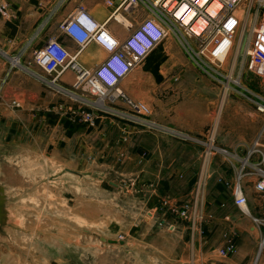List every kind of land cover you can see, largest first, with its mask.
Wrapping results in <instances>:
<instances>
[{"label":"crops","instance_id":"obj_1","mask_svg":"<svg viewBox=\"0 0 264 264\" xmlns=\"http://www.w3.org/2000/svg\"><path fill=\"white\" fill-rule=\"evenodd\" d=\"M0 3L8 4L7 15L0 13V145H14L21 152L48 154L56 164L80 173V180L95 181L99 186L91 196L95 209H88V202L92 200L82 198L84 203L76 207L75 216L89 227L100 225L101 220L106 219L109 227L97 228L96 232H108L107 240H114V236L107 234L116 232L119 238L115 239L116 244H138V238L148 244L151 239H146L154 233L147 229L141 234L140 221L145 219L144 213L153 211L155 215L162 211L157 206L163 198L181 203L191 193L202 168L204 149L195 139L206 136L204 132L211 122L209 109L214 99H199V90L213 87L198 80L200 75L196 74L194 63L178 46L179 42L169 37L119 81L123 92L150 107V119L161 128H145L112 113L101 114L95 126H88L73 114L85 108L83 101L71 98L40 79L37 74L48 76L32 60V55L49 37L60 39L71 52L77 50V43L58 26L79 4L101 22L108 17L111 8L105 0H0ZM42 25V32L36 36ZM107 28L121 41L130 34V29L114 20L108 21ZM107 57L108 52L91 41L76 60L82 68L90 70L100 66ZM176 69H180L181 79L191 75L195 79L172 80ZM75 82L76 71L66 69L61 85L71 89ZM256 100L247 95L227 99L228 124L218 128L215 140L219 148L233 157L230 162L225 153L216 151L205 165V213L211 220L203 230H192L189 225L188 238L192 244H200L198 251L202 256L204 253L209 256L210 264H264V240L256 258L264 225L255 221V218L264 220V192L256 188L255 176L243 177L241 184L249 213L242 212L234 203L232 193L240 160L250 149L260 148L264 153V113L257 110ZM13 101L19 105L15 106ZM200 101L202 107H199ZM168 129H183L180 134H186L189 141L173 138V132L168 133ZM122 151L126 155L122 160L124 164L117 166L113 155ZM190 153L196 154L193 160L189 159ZM260 160L258 153L251 158L252 162ZM95 167L101 170L94 171ZM91 172H100L109 178L88 175ZM212 201L216 205H211ZM105 202L113 205L116 202L118 207L112 206L111 211L105 212ZM120 202L125 203L127 209L119 208ZM230 206L238 210H230ZM214 222L220 226L213 225ZM179 230L183 234L186 228L182 225ZM183 236L187 239V233ZM231 242L236 243V251L223 258L217 256L218 251Z\"/></svg>","mask_w":264,"mask_h":264},{"label":"built area","instance_id":"obj_2","mask_svg":"<svg viewBox=\"0 0 264 264\" xmlns=\"http://www.w3.org/2000/svg\"><path fill=\"white\" fill-rule=\"evenodd\" d=\"M105 3L111 11L103 22L96 20L84 5L79 4L59 24V30L77 43L75 52H71L57 37H49L32 55V60L48 76L37 74L44 82L62 93L73 92L60 83L64 71L71 68L76 71L73 88L88 90L97 97V101H92L81 96L85 108L81 112H73L77 120L88 126H95L101 114L112 113L145 128H161L150 119V107L123 92L119 81L137 68L158 43L169 37L179 42L188 58L202 72L221 75L223 64L231 56L233 63L239 56H244L239 68L240 76L244 69L255 76H264V0H105ZM0 13L7 15L8 4L0 3ZM110 20L130 29L124 41L107 28ZM43 28L44 25L40 26L36 36ZM91 41L102 46L108 52V57L100 66L87 70L78 64L76 57ZM231 68L234 69V65ZM234 82L257 98L256 108L264 113V97L242 86L240 80ZM13 104L19 105L16 101ZM208 139L214 142L213 133H209ZM216 151L225 153L231 162L233 155L227 150L206 143L202 168L191 189V202L178 206L170 198L161 200L162 208L167 206L175 216L188 221L192 230H201L206 218L203 211L207 185L205 165ZM256 153L260 154L261 160L252 162L251 158ZM240 161L232 193L234 203L242 212L249 213L241 182L245 175L255 176L256 188L264 192V153L260 148L250 149ZM226 184L229 186V183ZM146 215L154 217L153 211ZM255 221L258 225H264L261 218H255ZM159 223L165 224V220ZM168 228L174 230L175 223H170ZM235 251L236 243L231 242L218 253L226 257Z\"/></svg>","mask_w":264,"mask_h":264},{"label":"rangeland","instance_id":"obj_3","mask_svg":"<svg viewBox=\"0 0 264 264\" xmlns=\"http://www.w3.org/2000/svg\"><path fill=\"white\" fill-rule=\"evenodd\" d=\"M166 41L167 39L161 43H166ZM178 46L183 49L180 44ZM243 58L244 56H239L233 63L231 56L223 64L221 75L215 72H202L194 64L197 68L196 74L200 75L198 80L206 81L213 87L212 90L205 88L199 90V99H214V104L210 105L209 109L211 122L204 132L206 136L195 139L202 149H205L206 143H213L217 146L215 133L218 128L228 124L230 110H227V99L235 95L252 96L238 86L234 82L235 80H240L242 86L264 97V76H255L245 69L240 76ZM232 65H234V69L231 68ZM184 68L181 66V69ZM179 72L180 69L173 74L172 80L195 79L194 75L187 79H181ZM71 91L73 92H67V95L75 100H81L82 96L97 101V97L88 90L71 88ZM202 103L199 102V107H202ZM123 110H127V108L125 107ZM179 130L168 129L166 131L173 132V138L177 139V136L182 138L183 142H188L189 137H186V134H180L183 129ZM210 132L213 133L214 142L208 139ZM208 146L210 145L208 144ZM195 155L190 153L189 159L193 160ZM125 156L124 151L113 155L117 166L124 164L122 160ZM54 161L53 158L48 157V154L21 152L14 145H0V186L4 188L6 194L4 208L7 213L0 225V264H210L207 262L209 256L205 253L202 256V252L198 251L200 244H192L188 238L191 231L189 222L175 216V213L167 209V206V208H162L161 202L157 207L162 208V211L156 212L152 218L143 212L147 218H142L140 221L141 234L147 229L154 233L146 239H151L148 244L140 238H138L140 240L137 241L138 244H129L128 246L103 241L101 238H106L105 235L108 232L99 234L96 229L109 227V222L106 219L101 220L100 225L95 224L89 227L75 216L76 207L78 208L80 204L84 203L81 201L82 198L92 200L88 202L91 207L88 209H95V202L91 196H94L99 186L95 185L93 180L86 182L80 180V173L69 171L64 165H58ZM100 170V167L94 168V171ZM88 175L93 177L101 175V178H105V180L109 178L108 175L106 178L100 172H91ZM115 177L110 176L112 179ZM178 178L182 179L181 176ZM214 187L215 185H213ZM178 201H174L178 206L184 205L188 201L191 202V194L184 197L181 203ZM115 203L114 205L111 202L103 203V210L109 212L112 206L117 208ZM215 203L212 201L210 204L216 205ZM120 207L127 209L125 203L120 202ZM206 208L207 201L204 199V212H206ZM229 209L235 212L238 210L232 206ZM205 216L202 230L208 224V220H211V217ZM163 219L166 225L159 223ZM170 223H175L174 230L168 228ZM182 225L186 228L183 234L182 230H179V226ZM213 225L220 226L218 222H214ZM186 233L187 239L184 236L182 238V235ZM107 235L114 236L115 239L118 237L116 232ZM261 241L256 258L261 250L260 246L263 245ZM217 256H220L219 253Z\"/></svg>","mask_w":264,"mask_h":264},{"label":"water","instance_id":"obj_4","mask_svg":"<svg viewBox=\"0 0 264 264\" xmlns=\"http://www.w3.org/2000/svg\"><path fill=\"white\" fill-rule=\"evenodd\" d=\"M5 202H6V194L4 193V188L0 186V225L3 223L4 218L6 217L7 213L5 211ZM103 241H108L109 243H116L117 240H106V238H101Z\"/></svg>","mask_w":264,"mask_h":264},{"label":"bare ground","instance_id":"obj_5","mask_svg":"<svg viewBox=\"0 0 264 264\" xmlns=\"http://www.w3.org/2000/svg\"><path fill=\"white\" fill-rule=\"evenodd\" d=\"M229 86V85H228ZM228 88V87H227ZM107 240V239H106Z\"/></svg>","mask_w":264,"mask_h":264}]
</instances>
